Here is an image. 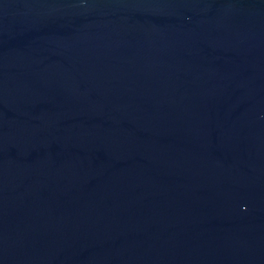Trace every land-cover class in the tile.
Masks as SVG:
<instances>
[{
    "label": "water",
    "instance_id": "obj_1",
    "mask_svg": "<svg viewBox=\"0 0 264 264\" xmlns=\"http://www.w3.org/2000/svg\"><path fill=\"white\" fill-rule=\"evenodd\" d=\"M0 264H264V0H0Z\"/></svg>",
    "mask_w": 264,
    "mask_h": 264
}]
</instances>
